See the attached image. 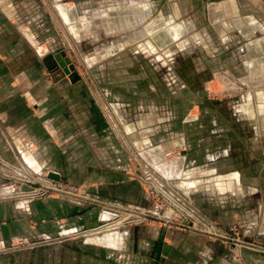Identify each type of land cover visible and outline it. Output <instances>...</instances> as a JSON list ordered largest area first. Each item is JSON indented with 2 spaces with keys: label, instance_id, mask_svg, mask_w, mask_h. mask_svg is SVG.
Listing matches in <instances>:
<instances>
[{
  "label": "rangeland",
  "instance_id": "rangeland-1",
  "mask_svg": "<svg viewBox=\"0 0 264 264\" xmlns=\"http://www.w3.org/2000/svg\"><path fill=\"white\" fill-rule=\"evenodd\" d=\"M17 2L5 10L0 5V11L9 17L8 21L0 18V49L12 44L18 56L24 54L25 48L30 53L35 50L33 55L45 68L49 82L58 79L80 82L86 95L95 96L96 110L104 123L100 121L99 125L108 127L98 135L88 133L89 129L84 132L82 136L89 146L81 156L93 157L104 169L124 172L125 179L138 185L142 193L139 203L95 198L92 206L114 204L118 209L106 207L112 212L109 217L104 216L105 210L101 211L104 222L112 219L102 227L107 230L97 227L104 224L101 221L77 232L68 229L67 233L72 235H67V242L86 239L113 245L103 243L108 236L117 239L113 230L126 225L133 226L136 232L141 225H148L162 229L163 236L172 231L207 238L222 255V261H213L215 264H252L244 253L248 244L257 246V253L264 256V79L250 84L253 82L247 81L246 68L254 60V53L264 58V50L256 53L252 44L264 39V0ZM133 3H147L143 7L147 13L144 11L142 18L139 12H133L136 8ZM62 5L71 9V21L64 17ZM122 5L130 9L127 12L132 13V25L126 26V33L124 29L106 30L101 24L107 23L101 19L108 16L109 10ZM244 17L250 19L246 21ZM155 19L165 22L164 31L168 26L175 27L177 35L172 38L171 32L165 33L161 46L150 33L132 37L130 41L125 39ZM84 22H88L83 26L85 31L78 27ZM220 25L221 33L217 28ZM116 45L120 48L113 52L111 48ZM58 54L69 61L67 68L73 66L69 73L59 65ZM154 147L163 150L166 163L176 156L182 160L179 173L183 178L179 186L178 181L165 179L175 172L168 176L151 160V156H157L151 154ZM148 150L150 154L145 157ZM60 152L61 163L68 173L61 172L57 151L51 154V163L38 169L23 160L22 153L20 156L10 148L6 154L0 153V177L4 178L0 188L9 190L4 195L0 193V197L20 199L23 204L30 198L61 193L62 188L69 191L70 186L74 187L72 193L82 192L78 186L82 180L83 190L95 195L96 187L88 183L98 166L91 163L93 166L82 171L76 166L81 157L68 159L65 156L70 151ZM144 170L164 182V189L174 190L180 205L191 207L195 215L211 223L214 227L211 233L180 229L177 224L193 220L181 210L177 215L165 208L159 210L156 204L162 199L159 194L147 195L145 188L148 192L153 188L148 189L151 181L141 180ZM235 172L240 178L237 182L240 193L234 183H227ZM188 178L195 180L196 186L181 183ZM216 178L222 180L219 186ZM24 184L30 188L23 190ZM182 186L190 189L184 190ZM165 201L168 203L167 198ZM166 221L175 224L170 226ZM149 229L147 233L155 231ZM45 241L35 245L42 244L40 247L44 248Z\"/></svg>",
  "mask_w": 264,
  "mask_h": 264
},
{
  "label": "crops",
  "instance_id": "crops-1",
  "mask_svg": "<svg viewBox=\"0 0 264 264\" xmlns=\"http://www.w3.org/2000/svg\"><path fill=\"white\" fill-rule=\"evenodd\" d=\"M17 4V0H0V5L4 10ZM133 4L136 7L133 12H139L142 18L144 11L146 12L143 7L147 3ZM62 8V10L69 9L65 5H62ZM127 10L130 11L123 5L114 7L108 11L106 14L108 16L101 19L107 23V26L101 25L108 31L124 29L126 33V26L132 25L134 21L131 17L132 13L130 12L129 15ZM64 17L68 20L66 14ZM0 18L1 21H8L9 17L1 10ZM249 19V17H244L246 21ZM164 23L161 19H155L152 24H146L138 33L125 36V39L130 41L132 37L150 33L161 46L165 33L171 32L172 38L177 35V30L172 26L166 27L164 31ZM84 27L82 26V30H87ZM220 28L223 31L221 25ZM218 31L222 32L219 29ZM256 42L257 40L252 44L257 49L264 50V39ZM10 45H5L3 50L0 49V153L6 154L9 148L20 156L22 153L21 158L23 157L29 165L38 169V167L42 168L51 163V154L55 151H57L60 163L62 159L59 157L60 151H70L65 157L77 158V160L81 157L82 159L76 163V166L82 171L93 165L98 166L88 183H92L97 191L95 195L85 192L83 190L85 182L82 180L78 185L82 187V192L72 193L74 187L70 186L69 191L45 198H30L24 200L23 204L19 202L20 199L13 201L8 197H0V264H215V261H222V255L205 237L172 231H169L170 234L167 236H163L162 229L157 230L156 227L148 225H141L136 232L133 226L126 225L113 230L117 232L115 233L116 240L110 239L109 236L107 239L103 238L104 244L113 243V245L98 244L86 239L85 241L67 242V235H72L67 233L68 229L74 228L77 232L80 228L95 225L103 219L102 210H105V217L111 216L112 212L106 210V207L117 209L114 204H106L107 206L101 208L99 205L92 206V202L97 201L95 198H103L115 203L118 202L115 200L124 201L126 204L132 201L139 203L142 193L138 185L135 186L133 182L125 179L124 172L121 173L111 168L104 169L93 157L81 156L89 146L82 136L84 132L89 129L88 133L98 135L108 127L107 124L99 125L100 121L103 123V120L96 110L98 107L95 103L98 100H95V96L86 95L83 91V84L80 82L73 84L68 79L49 82L45 78V68L38 64L37 57L33 55L35 50L30 53L29 49L25 48L24 54L22 55L21 52L18 56L14 46ZM119 48L120 46L116 45L111 50L115 52ZM36 52L41 55L39 51ZM256 58L258 57H255L253 61H256ZM51 87L54 89H50ZM96 146L97 144L93 147L96 148ZM152 150L160 149L154 147ZM150 151L146 152L145 157L149 156ZM159 153L161 156H156L157 161L151 160L155 161L166 175L171 176L175 172L170 179L161 175L166 180L178 181L179 186V180L183 178L179 173L183 164L182 160L176 159L178 158L176 156L169 159L172 160L171 162L166 163L163 150ZM89 158L91 161H88ZM64 169L62 164L61 172L68 173ZM194 173L198 174V170ZM216 180V183L218 182L216 185L219 186L222 180L221 178H216ZM239 181L240 178L235 172L233 178L227 183L230 185L234 183L236 191L240 193L241 188L237 185ZM194 182L196 181L188 178L181 183L192 187V185L196 186ZM181 188L190 189H185L183 186ZM149 228H155V231L151 229L152 232L147 233ZM41 240H46L44 248L40 247L42 244L35 245ZM64 240L66 242H63ZM21 244L29 248L20 247ZM11 251H16V253L9 254Z\"/></svg>",
  "mask_w": 264,
  "mask_h": 264
},
{
  "label": "built area",
  "instance_id": "built-area-1",
  "mask_svg": "<svg viewBox=\"0 0 264 264\" xmlns=\"http://www.w3.org/2000/svg\"><path fill=\"white\" fill-rule=\"evenodd\" d=\"M144 172H145V175L144 176L141 175V180L145 181V182L151 181L150 186H148V189H149V187L153 188V189H150L149 192L145 188L146 193H148L147 195L149 196V193L152 194L153 196H157V194H159V197H161V199H162V200L158 201V204H156V206H157V208H159V210H163L162 208H165V210L166 209L168 210V213H171V214L174 213L175 215H177L178 211L181 210L184 213H186L188 216H190L193 220L191 221V223H188V224H185V223L177 224L180 229L196 231V232L198 231V232L211 233L212 229L214 228L211 225V223H208L207 221H204L199 216L195 215L194 214L195 211L191 207H183V205H180L178 203L179 199L177 198L178 196L176 195L175 191L172 190L171 188L164 189V187H165L164 182H162L159 179H156L151 171H149V170L145 171L144 170ZM152 181H155V182H152ZM33 189H35V188H33ZM50 189H53V187H51ZM56 189H54V190H56ZM61 192H64L63 188L61 189ZM164 198L168 199V203L166 201L164 202ZM111 220L112 219L107 218L105 222L101 221V222H104V224L99 225L97 227L100 228L101 230H107V229H102V227L108 225V223L110 224L111 222H109V221H111ZM125 222H128V221H124V224H125ZM166 222L168 224H170V226H171V224H175V223H172L170 221H166ZM100 229H99V231H100ZM112 229H114V228H112Z\"/></svg>",
  "mask_w": 264,
  "mask_h": 264
},
{
  "label": "bare ground",
  "instance_id": "bare-ground-1",
  "mask_svg": "<svg viewBox=\"0 0 264 264\" xmlns=\"http://www.w3.org/2000/svg\"><path fill=\"white\" fill-rule=\"evenodd\" d=\"M65 9V7H64ZM64 13L66 14V17L68 18V20H70L69 18V12L70 10H63ZM71 21V20H70ZM88 22H91L90 19L88 20ZM88 22H84L83 24H80L79 26L82 27V26H85ZM75 23V22H74ZM78 26V27H79ZM218 29L220 31H222V29L220 28V26H217ZM159 38V37H158ZM262 41V40H260ZM259 40H257L256 43L260 42ZM162 44V43H161ZM251 47V46H250ZM253 48L256 50V53H258L257 51H259V49H257V47L254 45ZM261 48V47H260ZM254 56L255 57H258L256 58V61H252V62H249L247 65H246V68L248 70V78H247V81L249 82H253V83H250V84H254V82L257 84V83H261L260 81H258L259 79H264V58H261L259 56V54H255L254 53ZM160 150H154L153 152H151V154L153 153H157L156 155L158 156H161V154L159 153ZM150 154V153H149ZM154 155V154H153ZM161 158V157H160ZM151 159L153 160H156L157 161V157H152L151 156ZM177 162V161H176ZM179 162V161H178ZM178 164V163H177ZM171 167V165H170ZM158 168V167H157ZM163 169V168H162ZM30 190V189H29ZM9 192V190L7 188H0V193H6V192ZM7 192V193H8ZM4 195V194H3ZM243 242L241 241V246L240 247H243ZM249 248L248 250H245L244 253H245V257L250 260L252 263H255V264H264V256H262L261 254H258L257 253V249L258 247L255 246V245H252V244H248Z\"/></svg>",
  "mask_w": 264,
  "mask_h": 264
},
{
  "label": "water",
  "instance_id": "water-1",
  "mask_svg": "<svg viewBox=\"0 0 264 264\" xmlns=\"http://www.w3.org/2000/svg\"><path fill=\"white\" fill-rule=\"evenodd\" d=\"M56 59H58L59 65L64 67V71H66L67 73H69L70 70L73 69V66L71 64L68 66V68L66 67V64L69 63V61L67 59H61V55H56ZM51 176H54L56 179L59 178V175H57L56 173H51ZM3 180L4 178L0 177L1 184L3 183ZM28 188H30V185L24 184L22 186L23 190H27ZM101 221H104V218Z\"/></svg>",
  "mask_w": 264,
  "mask_h": 264
}]
</instances>
